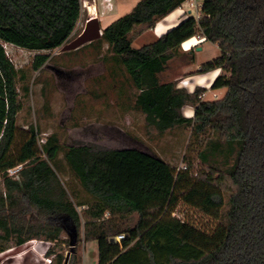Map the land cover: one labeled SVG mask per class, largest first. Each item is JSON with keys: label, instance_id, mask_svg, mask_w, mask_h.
<instances>
[{"label": "trees", "instance_id": "trees-1", "mask_svg": "<svg viewBox=\"0 0 264 264\" xmlns=\"http://www.w3.org/2000/svg\"><path fill=\"white\" fill-rule=\"evenodd\" d=\"M187 1L139 0L103 29L96 44H106L127 75L135 91L132 110L143 115L146 129L157 135L190 129L197 158L206 167L195 177L191 163L175 171L135 148L72 145L62 150L55 134L40 145L33 126L13 149L21 105L17 71L4 45L29 52L58 49L71 37L83 8L82 0H0V254L12 241L19 247L36 239L58 243L65 222H71L78 235L83 226L86 242L96 243L97 264H113L130 252L159 264L157 240L199 253L189 259L170 255L166 264H264V0H207L197 17L184 14L153 42L132 47L134 32L152 31ZM192 38L220 51L198 71L220 70L211 85V90H226L220 100L206 102L204 89L189 94L177 88V81H162L169 62ZM47 61L35 56L33 70ZM185 106L194 109L190 119L182 116ZM60 153L87 201L74 203L59 178ZM17 166L22 167L19 179L7 177ZM179 203L219 225L206 234L173 218ZM118 236H123L119 242ZM46 255H53L51 248ZM62 260L58 255L53 264Z\"/></svg>", "mask_w": 264, "mask_h": 264}, {"label": "rangeland", "instance_id": "rangeland-1", "mask_svg": "<svg viewBox=\"0 0 264 264\" xmlns=\"http://www.w3.org/2000/svg\"><path fill=\"white\" fill-rule=\"evenodd\" d=\"M136 3L137 0H82V15L75 30L62 47L53 51L29 52L4 45L6 55L17 71L21 105L17 116L19 132L13 149L20 145L22 133L33 126L39 133L40 145L48 136L55 134L62 150L72 145H89L99 149L135 148L163 159L175 171H183L187 163H191L192 177L197 171L206 170L197 158L199 148L191 138L189 128L174 129L163 135L146 129L143 115L132 110L135 91L124 70L114 62L106 44L97 45L98 38L88 40L77 48L72 47L87 33L91 18L96 30L102 32ZM185 9L182 7L181 12ZM95 33L98 35L97 31ZM155 38L153 31L134 32L131 35L132 47L140 48ZM216 49L210 43L204 45L202 52H195L196 61L209 60ZM38 55L46 56L48 61L35 71L32 63ZM189 62V56L180 54L169 62L161 76L162 81L180 83L182 78L197 74L184 72L183 68L189 66ZM58 164L59 178L71 192L74 203L87 201L64 164L62 153L59 154ZM223 195L228 198L227 192ZM81 209L78 208L79 211ZM172 217L206 234H212L220 222L182 203L177 205ZM78 232L73 249L65 232L58 243L39 239L20 247L14 241L7 243L6 250L0 254V264H53L58 255L63 257L61 264H97L96 243L84 240L82 225ZM65 240L67 243H64ZM153 247L159 264H166L170 255L185 259L199 255L191 248H179L175 241L157 240ZM49 248L53 251L52 256L46 255ZM113 264H147V258L143 253L130 252L122 254Z\"/></svg>", "mask_w": 264, "mask_h": 264}, {"label": "crops", "instance_id": "crops-1", "mask_svg": "<svg viewBox=\"0 0 264 264\" xmlns=\"http://www.w3.org/2000/svg\"><path fill=\"white\" fill-rule=\"evenodd\" d=\"M139 0H137L138 2ZM207 0H189L185 2L182 7L186 8L185 12H181V8L164 18L162 21L156 24L155 28L152 30L155 34L156 38L160 37L162 34L166 33L167 31L173 29L176 27L185 17L184 14L191 16V17H197L200 7L202 6L203 2ZM189 4V6H186ZM194 9V10H192ZM160 27L161 33H157L158 28ZM155 38V39H156ZM187 42H190V49H184L183 44L181 45V55H186L191 58V56L194 57L193 61L190 60L189 66L183 68L184 72L186 73H195L198 72L201 65L204 63L210 62L214 59H217L220 56V51L216 45H214L217 49L214 51L213 56L204 62H197L196 61V53L195 52H202L204 45L208 44L204 41V39L199 38H192L188 40ZM200 48L199 51L196 49ZM196 50V51H195ZM188 74V75H189ZM220 74V70H213L211 72L205 73V74H194L191 76H187L185 78H182L183 81L180 83H177L178 89H184L187 93L192 94L197 88L198 89H204L205 92L203 94L202 100L206 102H213L217 101L223 98V96L226 93L225 89L222 90H211V85L213 84L214 80L218 77ZM172 82V81H171ZM208 97H211V99L207 100ZM182 116L184 118L190 119L193 117L194 109L190 106H185L181 110ZM161 159V158H160ZM163 160V159H162ZM164 161V160H163ZM166 162V161H165ZM167 163V162H166ZM169 164V163H168ZM171 166V165H170Z\"/></svg>", "mask_w": 264, "mask_h": 264}, {"label": "water", "instance_id": "water-1", "mask_svg": "<svg viewBox=\"0 0 264 264\" xmlns=\"http://www.w3.org/2000/svg\"><path fill=\"white\" fill-rule=\"evenodd\" d=\"M96 31L98 32V35H96V33H95ZM101 35H102V32L99 29L96 30V27L94 25V20H93V18H91L87 33L84 36H82L81 38H79L72 45V47L77 48V47L83 45L84 42H86L88 40L90 42L93 39H98ZM196 50L199 51L200 48H197ZM63 231L66 233V235L69 239L70 248L73 249L76 242H77V236H78L76 226L71 222H65V224L63 226ZM111 242H113V241L111 240ZM67 257H68V255H67Z\"/></svg>", "mask_w": 264, "mask_h": 264}, {"label": "built area", "instance_id": "built-area-1", "mask_svg": "<svg viewBox=\"0 0 264 264\" xmlns=\"http://www.w3.org/2000/svg\"><path fill=\"white\" fill-rule=\"evenodd\" d=\"M21 168H22L21 166H17L13 169L8 170L6 172L7 177L18 180L19 179V172H20ZM122 238H123V236H118V237H116V241L119 242ZM44 253L45 252L43 251V255H44Z\"/></svg>", "mask_w": 264, "mask_h": 264}, {"label": "bare ground", "instance_id": "bare-ground-1", "mask_svg": "<svg viewBox=\"0 0 264 264\" xmlns=\"http://www.w3.org/2000/svg\"><path fill=\"white\" fill-rule=\"evenodd\" d=\"M88 6V5H87ZM93 10H94V8H93ZM89 11V10H88ZM162 31H161V29H160V27L158 28V30H157V33H161ZM191 44H190V42H186V43H184L183 44V48L184 49H190L189 48V46H190Z\"/></svg>", "mask_w": 264, "mask_h": 264}]
</instances>
